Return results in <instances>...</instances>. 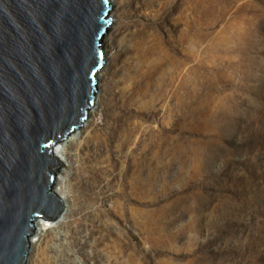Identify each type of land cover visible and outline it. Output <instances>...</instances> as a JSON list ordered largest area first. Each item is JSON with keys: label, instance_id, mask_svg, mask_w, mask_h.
<instances>
[{"label": "rangeland", "instance_id": "rangeland-1", "mask_svg": "<svg viewBox=\"0 0 264 264\" xmlns=\"http://www.w3.org/2000/svg\"><path fill=\"white\" fill-rule=\"evenodd\" d=\"M109 1L58 175L95 167L97 199L37 228L26 264H264V0H194L182 36L175 0Z\"/></svg>", "mask_w": 264, "mask_h": 264}, {"label": "water", "instance_id": "water-1", "mask_svg": "<svg viewBox=\"0 0 264 264\" xmlns=\"http://www.w3.org/2000/svg\"><path fill=\"white\" fill-rule=\"evenodd\" d=\"M109 0H0V264H26L35 219L63 210L49 192L51 148L81 127L104 64Z\"/></svg>", "mask_w": 264, "mask_h": 264}, {"label": "bare ground", "instance_id": "bare-ground-1", "mask_svg": "<svg viewBox=\"0 0 264 264\" xmlns=\"http://www.w3.org/2000/svg\"><path fill=\"white\" fill-rule=\"evenodd\" d=\"M159 1H163V0H159ZM109 4H110V1H109ZM175 4L177 5L176 11L178 13L176 16V19L181 21V23L184 25V28L180 31V35L182 36L186 32L185 26L187 27V30H191L193 27L195 4H194V0H175ZM107 17H109V12H108ZM102 41H103V38L101 40V43ZM96 102H97V96L95 95L94 100H93V106L90 110L87 111L86 115L92 114L94 112ZM84 122L85 121H82L81 127L73 131L63 141L55 144L51 148L52 156L56 158L60 163L62 162L60 156H62L63 145L67 142H71L74 139V137L78 134L77 131L80 132L81 129L84 127ZM60 173H61V170L58 172L55 179L52 181V185L49 188V192H53L60 199L63 205V210L60 213V215L55 220L51 221L52 224H57V225L63 224L64 219H66V216L69 217L70 212H68V208H67L68 207L67 201L69 199H71L72 206H75L76 204H80L82 201L91 202L94 199H97V196L93 192H91V190L94 187L96 178H98V175H99L95 167L89 169V171H86L83 165H79L73 171V174L75 175V183L74 184L66 183L65 185L63 184L62 186V178L58 176L60 175ZM83 177H86L87 179H90L92 181L90 184L92 186L89 187L88 189L85 188V185L82 182ZM111 180L114 183L118 181V179L115 177H113ZM42 225L46 226V221H43L42 219H35L33 222V229H34L33 234H35V231L37 230V228H40V226ZM32 237L29 242V246L32 243Z\"/></svg>", "mask_w": 264, "mask_h": 264}]
</instances>
